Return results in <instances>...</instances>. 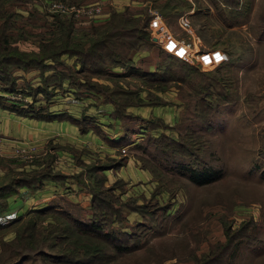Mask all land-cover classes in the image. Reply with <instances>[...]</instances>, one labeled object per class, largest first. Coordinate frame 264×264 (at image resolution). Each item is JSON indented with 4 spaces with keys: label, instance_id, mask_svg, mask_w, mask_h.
<instances>
[{
    "label": "rangeland",
    "instance_id": "1",
    "mask_svg": "<svg viewBox=\"0 0 264 264\" xmlns=\"http://www.w3.org/2000/svg\"><path fill=\"white\" fill-rule=\"evenodd\" d=\"M169 1L167 7L162 0L145 9L146 29L144 14L128 26L127 38L143 36L148 43L125 48L121 74L128 75H112L106 67L115 63L109 62L100 71L90 70L85 59L62 71L69 73L73 96L82 103L76 112L85 109L81 98L89 87L100 93L94 103L110 101L109 111L121 118L115 142L125 151L119 153L135 155V165L150 177L106 182V172L120 167L108 162L103 170L89 172L86 207L62 198L55 199L56 207H33L41 208L37 213H28L31 208L19 216L0 213V264H264V0ZM158 11L161 18L152 26ZM181 13L189 15L201 49L220 47L227 52L224 60L201 69L185 59L189 50L172 37L188 38L178 24ZM153 23L163 46H153L146 37ZM166 32L172 35L168 47L177 44L178 54L167 48ZM74 38L81 43L76 47L88 43L80 35ZM134 48L150 50L130 60ZM57 63L67 67L62 60ZM16 64L0 54V80L14 95L8 99L45 114L44 90L35 103L19 100L21 88L12 73ZM165 100H183L182 109L167 121L137 116L127 106ZM204 167L207 174L219 170V175L192 181L189 171L201 173ZM15 176L12 172L10 178ZM59 221L63 228L54 230Z\"/></svg>",
    "mask_w": 264,
    "mask_h": 264
},
{
    "label": "crops",
    "instance_id": "2",
    "mask_svg": "<svg viewBox=\"0 0 264 264\" xmlns=\"http://www.w3.org/2000/svg\"><path fill=\"white\" fill-rule=\"evenodd\" d=\"M157 1L162 0H80V2H95L100 6L98 12L81 18L50 8V0H3V6L5 10L13 13L12 18L17 26L10 31L14 33L18 27H21L27 33L16 38L13 43L19 49L37 50L40 42H46L58 34L56 15L70 18L75 30L71 34L79 35L76 30L87 29L105 22L112 10L120 11L126 7L133 11V15L139 17L145 13L143 11L147 7ZM168 5L169 2L166 0V7ZM186 15L189 19V15ZM155 29L151 28L148 37L153 46H163L161 34L158 32L160 36L156 35ZM196 35L199 38L195 45L197 52L185 57L188 62L193 63L197 68L206 69L214 67L227 57V52L217 46L201 49L200 36ZM172 37L174 41L180 43L177 37ZM168 38L169 35H166V42L169 43ZM149 50L134 48L130 50L128 57L130 60L138 59L141 55H148ZM57 59L62 60L67 67L63 65L60 67ZM77 60L79 61L76 59V52L61 51L56 57H44L41 64L19 65L12 68L15 78L13 81L21 88L18 92L19 100H30L35 103L42 100L38 96L42 90L45 94L47 92L44 97L47 101L44 116L35 115L20 104H14L16 100L13 102L9 100L8 98L12 99L14 95L3 88L5 86L0 80V184L9 183L12 172L17 173L15 177L22 176V181L16 185V188L4 196L5 206L0 213L19 216L29 208L43 207L45 204L55 206V199L62 198L71 205L79 202L85 206L87 197L91 194L88 188L90 170H103L108 162L114 163L115 166L120 164V167L106 172V182H111L118 176L120 178L128 176L132 179H137L139 176L144 179L150 177L145 169L135 165V162L137 163L135 155L128 154L123 158L122 153L126 154V152L119 153L123 145L117 144L115 140L122 132L121 118L112 110L109 111L110 101L108 103L99 100L98 103H94L100 95L98 90L87 88L82 94L84 97L81 98L84 100L85 109L77 112L74 110V108L79 109L82 103L73 96L74 81L71 80L69 73L62 71L69 67H77L79 65ZM205 60L207 62L204 63ZM134 63L136 64L135 61ZM106 68L113 69L112 75L115 76L128 75L121 74L124 71L121 63L116 62ZM60 87L65 88V91H58ZM92 90H96L98 96ZM149 103L134 105L132 103L127 106L137 116L146 117L148 114H153L161 116L166 121L183 107V100H165L161 104ZM79 115L86 119L77 121ZM131 143H135L132 138ZM122 159L123 164L122 161L119 162Z\"/></svg>",
    "mask_w": 264,
    "mask_h": 264
},
{
    "label": "trees",
    "instance_id": "3",
    "mask_svg": "<svg viewBox=\"0 0 264 264\" xmlns=\"http://www.w3.org/2000/svg\"><path fill=\"white\" fill-rule=\"evenodd\" d=\"M66 1L73 3L80 2V0ZM168 2L170 1L168 0ZM144 12L145 13L143 14L145 22L143 26L146 29L149 15L148 13H146V11ZM12 16L13 13L5 10L3 6V0H0V54L1 56H3V58H6V61H10V59H13V61L17 63L16 65L25 66L41 64L44 57H56V55H58V53H60L61 51H67L76 52V55L79 56L78 58L80 61L85 59L86 62L89 63V67L96 70L97 72L104 69L105 64L108 62L120 63L121 61H123L126 55L125 48L127 46H130L131 48V46L135 43V46L146 47L145 45H148V43H146L142 39L143 36H138L136 40L127 38L128 35L131 34L130 31L132 26L139 23V18L136 15L134 16L126 7L120 11L112 10L110 12L109 18L101 24L92 25L87 29L77 30L81 38L83 37L88 41L85 48L84 46H75L81 43L80 41H78V38H74V34H71V32L75 31L73 30L71 19L67 17H59L58 15H56V24L58 26L59 32L55 37L48 39L46 42H40L37 50H20L13 42L17 38L16 36L22 35V33H27L21 27H18V29L20 28L22 31V33L19 32V35H15V33H12L10 31L11 28L17 27L15 26V22L13 21ZM232 24H234L233 21H231V25ZM128 26H131V28H129ZM18 110L23 111V109ZM33 113L39 116L46 115V113L41 114L38 109L34 110ZM202 169L203 170L200 173L197 171V168H192V170L189 171L190 179L197 183H203L210 179H214L219 175V170L215 171L214 173L211 172L212 174H207L208 170L205 167ZM21 177L22 176L13 177L11 178V181L9 180V183L7 182L0 184V211L5 206L4 196L7 193L12 192L16 188V186H14L13 189H11L9 188L10 185L13 182L20 183L22 181ZM39 211H41V208H31L27 212L37 213ZM0 221L2 220L0 219ZM28 221L30 222V224L28 225L30 227L33 226L34 222H32L31 220ZM52 227L54 228V230L63 228L60 221L57 223H53ZM8 264H11V262H9Z\"/></svg>",
    "mask_w": 264,
    "mask_h": 264
},
{
    "label": "built area",
    "instance_id": "4",
    "mask_svg": "<svg viewBox=\"0 0 264 264\" xmlns=\"http://www.w3.org/2000/svg\"><path fill=\"white\" fill-rule=\"evenodd\" d=\"M49 7L54 9V10H57L58 12L71 14L72 16H75L78 18H81L82 16H85V15L94 14V13L98 12L100 9L99 4L95 3V2L68 3L65 0H50ZM154 14L155 15L150 19L151 25H152V21L156 20L155 18H158V19L161 18V14L159 12H155ZM178 24L188 33L187 40H180L179 45L181 44L182 46L185 47V49L189 50V51L186 50V52H185L186 56L187 55L192 56L194 53L197 52V47H195V45L198 43L199 38L195 33H193L190 30V21L188 19V16L186 15V13H181V15L178 16ZM155 25L156 24H154V28L156 27ZM158 25H159L158 27H160L161 22L158 23ZM158 27H156V28H158ZM166 35H169V37H170L169 32H166ZM166 45H167L168 49H170L173 52H175L176 54H178L176 52V49L178 46L177 44H174L173 49L168 47V42H166ZM120 150L125 151V147L121 146Z\"/></svg>",
    "mask_w": 264,
    "mask_h": 264
}]
</instances>
